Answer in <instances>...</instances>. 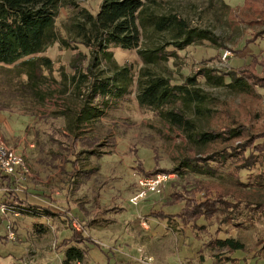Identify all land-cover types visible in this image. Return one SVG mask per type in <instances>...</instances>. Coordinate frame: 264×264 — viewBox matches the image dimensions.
Here are the masks:
<instances>
[{"label": "rangeland", "instance_id": "rangeland-1", "mask_svg": "<svg viewBox=\"0 0 264 264\" xmlns=\"http://www.w3.org/2000/svg\"><path fill=\"white\" fill-rule=\"evenodd\" d=\"M253 1L251 5L244 0L146 1L147 12L177 13L191 28L206 30L204 32L209 36V39L175 49L178 58H169L150 69L170 77L173 82L182 81L201 67H215L221 71L240 67L245 70H238L240 73L262 76L264 39L253 43L250 40L264 30V19L251 11L260 7L263 0ZM99 3L100 0H84L83 5L95 12ZM75 20L69 9L62 8L56 26L69 44L55 42L40 53L51 58L54 66V79L44 86V90L50 91L44 101H38L26 90L13 88L17 84L13 75H0V144L14 149L23 158L25 172L18 167L19 174H15L26 188L24 192L18 189L20 196L40 206L50 205L53 211L62 213L63 219H72L76 237L89 238L90 242L81 244L88 250V256L69 264H264L263 212L261 219L253 225L224 224L228 229L221 235L240 238L245 249L232 254L235 260L222 263L214 257L216 251L203 245L207 238H199L190 223H183L180 218L169 223L168 219L150 213L152 209H162L166 214H176L187 201L186 197H201L196 187L202 186L203 195L212 196L214 202L229 204L239 200L245 216L256 203L264 210L263 187L239 186L225 176L204 177L191 171L180 177L170 171L167 174L172 175L167 177L159 193L148 192L136 204L130 201L138 188V162L143 163L146 170L152 167L170 170L183 155L195 151L182 128L138 104L136 80L138 69L144 63L136 49L109 47L112 56L107 61H100L95 72L109 76L116 71V66H129L133 80L122 97L110 99L97 118L78 129L83 136L78 140L71 137V128L63 116H58V111L69 112L80 107L82 99L78 97L82 86L75 89L70 76L64 79L60 73L73 72L70 65L79 52L86 53L83 59L78 56L84 65L89 56L86 47L76 42L80 38ZM170 37V32L157 33L145 25L141 27L139 46L148 48ZM167 49H173L172 45ZM225 52L227 55L223 58ZM244 63L248 65L243 66ZM197 79L198 87L208 99L204 117L186 109L197 129L221 130L235 126L244 131L243 141L259 136L264 139V86L249 83L248 90L236 91L202 76ZM178 107L182 108L181 104ZM83 142L87 145L82 146ZM93 144L102 155L99 158L91 156L82 162L81 170L91 172L87 175L78 173L74 182L75 167L67 159H72L73 152L79 148ZM63 146H70L75 151L70 153L72 149ZM216 147L219 145L209 149ZM259 169L261 167H256V172ZM248 172L241 171L242 180H247ZM192 183H196L194 188L190 186ZM171 191L177 193L172 195L174 205L170 206L167 204ZM114 206L122 209L109 211ZM93 218L96 220L91 222ZM35 220L0 212V264H64L63 247L58 246L63 237L71 234L67 219L62 221L58 216L49 220L39 218L50 224L49 232L41 236L33 235L31 231ZM11 222L15 223V230H12ZM11 230L13 237L9 235Z\"/></svg>", "mask_w": 264, "mask_h": 264}, {"label": "trees", "instance_id": "trees-1", "mask_svg": "<svg viewBox=\"0 0 264 264\" xmlns=\"http://www.w3.org/2000/svg\"><path fill=\"white\" fill-rule=\"evenodd\" d=\"M146 1L150 0H100L97 11L92 12L83 5L84 0H0V75H13L17 80L13 88L26 90L38 101H44L50 95V91L44 90V86L53 81L54 66L51 58L40 53L55 42L68 46L66 36L61 34L56 26V18L62 8L69 9L77 20L75 21L80 40L76 42L86 47L89 53L85 65L78 56L81 55L83 59L86 53L79 52L70 65L73 72L67 75L62 71L60 73L64 79L70 76L75 89L82 86L78 97L82 99L80 107L69 112L58 111V116H63L66 125L71 128V137L78 140L83 136L78 133V129L86 122L91 123L97 118L98 112L102 111L110 99L122 97L126 87L133 80L129 66H116L114 68L116 71L109 76L95 72L94 68L100 61H107L112 56L109 47L114 45L124 49H136L137 55L144 63L138 69L136 80L138 104L155 112L170 124L182 128L195 148L192 154L183 155L170 170L154 167L146 170L143 163L137 161L136 167L140 170L138 174L172 171L181 177L192 171L204 177L225 176L234 180L239 186L255 185L264 188V139L260 138L261 136L243 141L242 139L246 137L244 131L235 126L227 129L222 127L221 130L197 129L192 117H188L186 113V109H189L198 117L207 115L208 109L204 105L208 99L206 93L198 87V76L212 80L218 85L229 86L236 91H246L250 88L249 83L264 86V74L258 77L248 76L238 71L245 72L240 67H234L236 70L230 71L201 67L192 75L185 76L182 81L173 82L170 77L155 73L150 69L151 66L159 65L169 58L179 57L175 49H182L201 39H209V36L204 32L206 30L191 28L177 13L147 12L144 8ZM244 1H247L248 5L255 2ZM251 11L264 19V0L260 3V7ZM145 25L150 26L157 33L170 32V39L154 43L148 48H141L140 32L141 27ZM263 39L264 30L259 31L250 41L253 43ZM169 45H172L173 49H167ZM247 65L248 63L243 64V66ZM178 104H181L182 108L178 107ZM84 145H87L86 142L82 143V146ZM212 145L219 147L210 150L209 147ZM94 146L95 144L89 145L77 151L70 146H63L65 149L71 148L70 153L75 151L72 154L73 158L67 159V162L75 167L72 174L74 182L79 176L78 173L87 175L91 172L81 170L82 162L91 156L101 157L102 154ZM256 167L261 169L256 172ZM243 170L250 171L247 180H242L240 177ZM21 180L15 174L0 172V188H2L0 203L8 206L10 209L8 213H17L15 217L35 218L36 220L31 224L33 235L41 236L50 230V224L47 221H39V218L49 220L58 216L62 221L64 219L68 221V218L63 219L61 212L53 211L50 205L40 206L25 197L22 198L19 193L24 192L26 188L21 184ZM190 186L194 188L196 183ZM19 188L22 190L17 193L16 189ZM196 188L201 192V197H186L187 201L176 214H166L162 209H152L150 213L158 218L168 219L169 223L176 221V218H180L183 223H190L199 238H207L203 245L211 251H216L213 254L219 262L235 260L232 254L237 250H244L245 244L238 237L222 236L221 232H226L228 229L224 224L253 225L257 219H261L260 214L264 213V210L256 203L250 207L251 212L243 216L239 200L236 199L229 204L214 202L212 196L203 195L202 186ZM174 193L177 192H169L170 202L167 205H174L171 202ZM110 209L109 211L116 212L122 208L114 206ZM259 211L260 213L257 214L256 212ZM71 220L65 221L73 232L63 237L58 246L63 247L64 264L72 261L80 262L88 256V250L81 244L90 242L89 238L83 235L76 237ZM95 220L93 218L91 222ZM11 223L15 230V223Z\"/></svg>", "mask_w": 264, "mask_h": 264}, {"label": "built area", "instance_id": "built-area-1", "mask_svg": "<svg viewBox=\"0 0 264 264\" xmlns=\"http://www.w3.org/2000/svg\"><path fill=\"white\" fill-rule=\"evenodd\" d=\"M226 55L227 52L223 54V58H226ZM18 167L23 168V172H25L22 156L19 153H17L14 149H10L9 147L0 144V172L4 174L14 175L18 171L17 170ZM173 174L175 173L173 172ZM170 175L172 174H167V172L159 171L153 174L138 176L137 177L138 188L135 194L130 198V201L136 204L140 199L144 198L148 192L159 193L164 182L167 181ZM1 189L2 188H0V193H1ZM16 192L19 193V190L16 189ZM0 212L8 213L10 212V209L6 204L0 203ZM13 214L17 215V213L15 212H13ZM12 230L9 233L10 237H13L14 231Z\"/></svg>", "mask_w": 264, "mask_h": 264}, {"label": "crops", "instance_id": "crops-1", "mask_svg": "<svg viewBox=\"0 0 264 264\" xmlns=\"http://www.w3.org/2000/svg\"><path fill=\"white\" fill-rule=\"evenodd\" d=\"M46 205V204H45Z\"/></svg>", "mask_w": 264, "mask_h": 264}]
</instances>
